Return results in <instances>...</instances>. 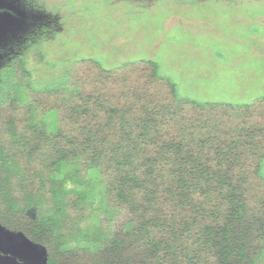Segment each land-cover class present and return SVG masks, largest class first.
Instances as JSON below:
<instances>
[{"label":"trees","instance_id":"obj_1","mask_svg":"<svg viewBox=\"0 0 264 264\" xmlns=\"http://www.w3.org/2000/svg\"><path fill=\"white\" fill-rule=\"evenodd\" d=\"M2 78L0 227L46 264H264L263 96L200 101L151 59Z\"/></svg>","mask_w":264,"mask_h":264},{"label":"rangeland","instance_id":"obj_2","mask_svg":"<svg viewBox=\"0 0 264 264\" xmlns=\"http://www.w3.org/2000/svg\"><path fill=\"white\" fill-rule=\"evenodd\" d=\"M17 57L36 86L76 58L107 68L151 59L183 95L248 103L264 97V0H0V88ZM0 264L46 262L40 246L0 227Z\"/></svg>","mask_w":264,"mask_h":264}]
</instances>
